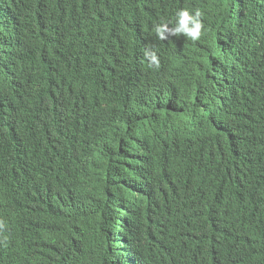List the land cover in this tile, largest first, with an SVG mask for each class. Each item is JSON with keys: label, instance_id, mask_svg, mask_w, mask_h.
I'll return each mask as SVG.
<instances>
[{"label": "trees", "instance_id": "obj_1", "mask_svg": "<svg viewBox=\"0 0 264 264\" xmlns=\"http://www.w3.org/2000/svg\"><path fill=\"white\" fill-rule=\"evenodd\" d=\"M0 216L43 226L0 264H264V0H0Z\"/></svg>", "mask_w": 264, "mask_h": 264}, {"label": "clouds", "instance_id": "obj_2", "mask_svg": "<svg viewBox=\"0 0 264 264\" xmlns=\"http://www.w3.org/2000/svg\"><path fill=\"white\" fill-rule=\"evenodd\" d=\"M202 16L203 13L199 9H196L192 12L184 8L179 9L176 11L175 17L172 21H169L167 23H157L156 25H154V29L149 34L155 33L160 40H167L169 39V37H179L180 35H183L193 42L198 41L201 38L202 30L204 29V24L201 19ZM149 34L145 35L148 36ZM132 46L138 48L140 47V43L136 42V44ZM144 56L151 67H159L160 61L155 51L150 48L145 49ZM12 70L15 71L14 68H12ZM53 96L60 97L61 94L58 90H55ZM9 103L14 104L12 101L7 99L5 106ZM81 129L85 130L82 126ZM228 133L231 135L233 143L240 146L244 150L246 154V161L244 165H248L249 169L255 172L257 168L252 165V161H247V157H252V155L256 153L255 140L253 139L251 133L243 128H234L229 130ZM82 149V142L77 141L75 147V150H77L79 153L78 158L76 159L77 161L86 159L82 152ZM206 166L212 174V171L210 170L209 164L207 162ZM250 178L251 176H247L243 172L239 189L244 188L247 191ZM213 188L217 190V186L214 182ZM202 201L205 204L213 201V203L215 204L216 199H205ZM52 217L54 218L53 212ZM41 227L43 226L33 223L29 218L25 219L24 221H20L18 219L7 221L5 218L0 216V260L6 258L8 252L16 248L19 244H24L31 239H34V237H36L37 231ZM122 235L123 233L116 234L114 238L115 241H119L117 242V247L120 250H122V245H125L126 248V244L123 243H127L126 239ZM125 257H128V255H125Z\"/></svg>", "mask_w": 264, "mask_h": 264}, {"label": "rangeland", "instance_id": "obj_3", "mask_svg": "<svg viewBox=\"0 0 264 264\" xmlns=\"http://www.w3.org/2000/svg\"><path fill=\"white\" fill-rule=\"evenodd\" d=\"M121 248H122V250H125V245H122Z\"/></svg>", "mask_w": 264, "mask_h": 264}]
</instances>
